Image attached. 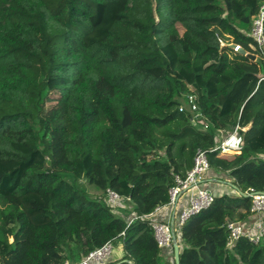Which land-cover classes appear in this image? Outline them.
I'll use <instances>...</instances> for the list:
<instances>
[{
  "label": "trees",
  "instance_id": "1",
  "mask_svg": "<svg viewBox=\"0 0 264 264\" xmlns=\"http://www.w3.org/2000/svg\"><path fill=\"white\" fill-rule=\"evenodd\" d=\"M261 2L0 0V264L74 263L108 241L120 264H175L144 215L198 148L233 187L180 226V264H264V242L227 229L254 214L242 192H264V65L222 49H251ZM189 93L208 128L179 110ZM237 127L241 153H223Z\"/></svg>",
  "mask_w": 264,
  "mask_h": 264
},
{
  "label": "built area",
  "instance_id": "2",
  "mask_svg": "<svg viewBox=\"0 0 264 264\" xmlns=\"http://www.w3.org/2000/svg\"><path fill=\"white\" fill-rule=\"evenodd\" d=\"M248 36L253 39V43L250 44L251 49L246 50V53L242 55L248 57L254 55L255 59H258L264 65V0H262L259 11L252 19V25L250 31L248 32ZM224 45L230 52L233 51L241 53L240 51L243 49L239 44L232 42H227L225 44L223 40L222 46ZM261 80H264V76L261 77ZM179 110L187 113L194 123L202 122L204 123V128L209 127L210 122L201 112L197 103L196 95L192 93L187 94L185 100L182 104H180ZM237 129L238 127L226 138L222 135V141L220 142L218 148H221L223 153H228L229 151L232 152L233 147L230 144V139L237 135ZM210 170L211 165L208 159V151L203 148H198L194 156L193 167L187 172L186 176H175L176 185L171 187L169 190L170 200L167 205L159 206L154 212L144 215V217H148L153 220L152 227L154 236L161 248H174V243L177 239L176 227H178L179 230L180 226L192 215L207 209L213 203L215 199L214 192L206 187L205 184V180ZM185 194L188 197V204L181 211L178 217L177 225L171 221H163L154 218L155 214L163 207H169L173 210L174 217L180 198ZM242 194L252 198L251 210L255 214H264V192L257 191L254 188H249L247 191L242 192ZM106 199L108 204L114 209L120 203H125L124 198L111 188H108L106 191ZM136 217L137 216L133 214L129 222H132V220ZM227 229L232 243L241 237H247L256 245L264 242L263 217H259L251 227H246V225L242 222L231 221L227 224ZM113 250V242L108 241L101 247L90 251L81 260L74 263L66 261L64 264H108Z\"/></svg>",
  "mask_w": 264,
  "mask_h": 264
},
{
  "label": "crops",
  "instance_id": "3",
  "mask_svg": "<svg viewBox=\"0 0 264 264\" xmlns=\"http://www.w3.org/2000/svg\"><path fill=\"white\" fill-rule=\"evenodd\" d=\"M232 132L222 133V135L224 136V138H226ZM240 139L241 138L238 135H236L234 138L230 139V144L233 147L232 152L237 153V154L241 153V151H240V143H241ZM205 181H206L205 182L206 187H208L209 189H211L215 193L232 192L233 185L231 184L229 177L226 174H221V173L216 172L212 168H211L210 172L208 173ZM187 204H188V197L186 196V194L182 195L180 198V201L178 203L174 217H173V210H171L169 207H163L160 211H158L155 214L154 218L158 219V220H163V221H171V222L176 223V225H177L178 224V217H179L181 211L186 207ZM132 209L133 208L128 207V205H126V203H124V204L120 203L118 206H116L115 211L117 214H119L121 216H125V214L130 215V213H132V211H131ZM259 217H263V219H264V214L259 215V214L254 213L251 216V218H249L248 221L244 224L246 225V227H251L254 225V222ZM173 218H174V221H173ZM178 243H179V240H178ZM179 246H180V244H179ZM164 253H165V256L167 258H170V259H172V257L174 256V252H172L171 249H165ZM123 255H124V252H123V247H122L121 243H115L114 250H113V253L111 255L109 264H120L121 261L122 262L124 261V260H121ZM128 262L130 264H133L131 261H128Z\"/></svg>",
  "mask_w": 264,
  "mask_h": 264
},
{
  "label": "rangeland",
  "instance_id": "4",
  "mask_svg": "<svg viewBox=\"0 0 264 264\" xmlns=\"http://www.w3.org/2000/svg\"><path fill=\"white\" fill-rule=\"evenodd\" d=\"M224 42H225V44H226L227 42H230V41H227V40L224 39ZM222 49H223V50H226L225 45L222 46ZM227 49H228V48H227ZM230 54H231L232 59H236V58L240 59V58H242V56H241L240 53H236V52L231 51ZM221 140H222V136H221ZM228 153L231 154V153H234V152H228ZM84 187L88 190V192H89L92 196H97V195H99V194H102V192H101V191H98L97 189H95L94 186H90V185H88V184H84ZM121 204H124V203L122 202ZM176 234H177V239H179L180 234H179L178 227H176ZM39 238H40V239L37 240V241H39V242L44 241L45 243H47V242L50 243V242L53 240L52 236H51V235H48L47 232H46V233H43ZM37 241H36V242H37ZM42 244H43V243H42ZM43 245H44V244H43Z\"/></svg>",
  "mask_w": 264,
  "mask_h": 264
},
{
  "label": "water",
  "instance_id": "5",
  "mask_svg": "<svg viewBox=\"0 0 264 264\" xmlns=\"http://www.w3.org/2000/svg\"><path fill=\"white\" fill-rule=\"evenodd\" d=\"M240 52L241 54H245L246 50L242 49ZM251 57L255 59L254 55H251ZM174 257H175V264H180V246L177 239L175 240L174 243Z\"/></svg>",
  "mask_w": 264,
  "mask_h": 264
}]
</instances>
